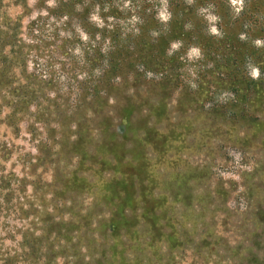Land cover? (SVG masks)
I'll use <instances>...</instances> for the list:
<instances>
[{"label":"trees","instance_id":"trees-1","mask_svg":"<svg viewBox=\"0 0 264 264\" xmlns=\"http://www.w3.org/2000/svg\"><path fill=\"white\" fill-rule=\"evenodd\" d=\"M13 1L22 6L24 14L30 13L26 0ZM48 1L36 0L37 17L29 22L23 38L21 18L10 19L0 13V115L6 110L0 124L16 135L19 124L26 121L27 131L35 136V123H42L50 135L60 133L57 144H61L62 150L58 153L64 157L69 154L66 147L78 151V146L88 139L87 132L95 127L101 132V166H108L113 180L105 185L107 191L98 192L91 208L74 210L64 205L61 210L53 208L50 212L33 203L44 201L38 191L26 196V191H18L23 181L11 174H0V218L13 215L15 219L27 220V226L18 229L21 235L18 242L13 239L17 229L3 232L5 223L0 229V264H205L206 248L215 249L220 242L216 235L207 234L205 216L190 211V198L173 192L149 191L143 181L145 177L149 180L148 147L166 164L163 158L166 142L180 137L177 129L166 135L161 128L168 92L178 80V54H170L171 44L179 41L181 34L186 42H198L201 49L208 42L212 45L213 39H205L193 31L182 33L177 0L167 1L170 18L165 25L147 15L145 8L143 13L139 12V5L136 6V30L120 23L129 19L133 11L113 5L114 0H52L51 7L46 6ZM255 2L264 17V0ZM96 7L101 10L103 22L98 27L90 19ZM43 11L45 15L41 14ZM189 12L187 16L193 11ZM108 18L115 22L108 23ZM49 20L53 21L50 28L62 43L58 47L62 51L75 42L58 38L59 32H72L77 27L87 39L80 42L83 49L78 70L84 77L82 80L74 77L77 96L71 106L57 94L50 98L53 80L28 68L29 63L37 64V52L45 43L42 33L49 27H46ZM239 36L240 33L225 38L243 47L239 55L245 57L248 40L240 41ZM259 38L264 52V23H260ZM254 63L264 71V60ZM222 67L230 68L227 63ZM235 71L231 69L227 78L237 95L257 84L264 90V82L249 81ZM149 73L155 78H148ZM152 105L156 106L155 116L145 109ZM227 111L229 117L225 121L234 125L249 116L248 109L235 105ZM212 112L223 114L218 108ZM117 125L120 133L113 132ZM39 144L37 150L42 153L47 145ZM12 151L6 143L1 144L0 158L9 159ZM64 185L67 187V179ZM54 195L71 205L79 197L70 191H55ZM178 199L188 201L187 209L180 213L173 208ZM5 241L12 245L7 246ZM238 264H264V250L260 253L252 250L245 256L243 251Z\"/></svg>","mask_w":264,"mask_h":264},{"label":"rangeland","instance_id":"rangeland-1","mask_svg":"<svg viewBox=\"0 0 264 264\" xmlns=\"http://www.w3.org/2000/svg\"><path fill=\"white\" fill-rule=\"evenodd\" d=\"M26 1L30 13L24 14L22 6L13 0H2L0 9L1 15L4 13L10 19L21 18L22 38L27 25L38 14L36 0ZM167 1L114 0L113 5L124 11H133L129 19L120 23L129 30H136V6L139 5V12L143 13L142 8H145L147 15H153L155 21L165 25L170 18ZM177 1L181 8L179 26L182 33L193 31L205 39H213V42L212 45L208 42V46L201 49L198 42H186L181 34L180 40L171 44L170 54H178V80L175 88L168 92L161 128L166 135L177 129L180 137L166 142L163 157L166 164L158 160L152 147H148L149 180L145 177L143 182L149 191L173 192L190 198V211L205 216L203 221L207 234L216 235V240L220 241L217 248H206L205 264H238L243 251L245 256L252 250L256 253L264 250V90L257 84L237 95L232 90L227 73L233 69L239 77L246 76L256 83L264 82V71L261 72L254 63L264 60L263 41L259 38L260 23H264V17L255 0H218L214 6V0H202L205 4L201 0ZM46 6H54L53 1L49 0ZM193 6L194 9H191ZM191 10L193 12L187 16ZM41 14L45 15L44 11ZM90 19L97 27L103 24L99 7L92 11ZM106 20L108 23L115 22L110 18ZM51 23L52 20L46 23L49 27L42 33L45 43H40L37 64L29 63L28 68L53 80L50 98L57 94L71 106L76 103L77 96L74 77L77 76L78 80L84 77L78 70L83 49L80 42L84 43L87 39L77 27L72 32H59L58 38L75 42L64 50L65 53L58 48L62 43L53 36ZM239 33L240 41L248 40L245 57L239 55L240 51H244L243 47L225 38V35L234 37ZM226 63L230 66L229 70L222 67ZM148 78H155V75L149 73ZM231 105L248 109L249 116L241 118L235 125L225 121ZM155 107L152 105L145 109L155 116ZM214 108L223 114L215 115L212 112ZM5 113L6 110L0 118ZM151 121L155 122V119ZM26 126V121L20 123L19 132L13 135L9 128L0 124V145L6 143L13 148L9 159L0 158V174H11L23 181L18 191H26V196L38 191L44 201L32 202L39 207L42 205L47 211L52 212L53 208L61 210L64 205L74 210L91 208L98 199V192L107 191L105 185L113 180L108 166H101V132L95 127L90 129L85 144L78 146V151L66 147L69 154L64 157L58 153L62 150L61 144H57L60 133L51 136L45 125L35 123L37 132L32 136ZM114 131L119 132L121 128L117 125ZM41 142L47 145L42 153L37 150ZM66 179L67 187L63 186ZM55 191L75 192L79 197L71 205L58 200ZM186 199L176 200L173 208L183 212L188 205ZM196 221L201 222L197 218ZM25 222L27 220L15 219L13 215L0 218V229L4 223L3 232H15L17 229L13 239L18 242L21 238L18 229ZM5 243L12 245L9 241Z\"/></svg>","mask_w":264,"mask_h":264}]
</instances>
